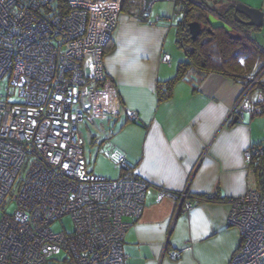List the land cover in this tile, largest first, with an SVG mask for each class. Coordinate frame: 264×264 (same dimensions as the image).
Segmentation results:
<instances>
[{
    "label": "built area",
    "instance_id": "obj_1",
    "mask_svg": "<svg viewBox=\"0 0 264 264\" xmlns=\"http://www.w3.org/2000/svg\"><path fill=\"white\" fill-rule=\"evenodd\" d=\"M54 1L0 0V84L8 77L21 99L0 97V208L15 202L0 220V264H128L125 235L151 183L131 170L115 179L91 171L78 128L84 99L93 114L121 111L104 65L121 0H66L67 12L50 11ZM263 75L264 66L249 76L235 104L241 118L264 115ZM259 153L261 144L244 156L250 162ZM112 156L128 167L122 153ZM164 195L187 196L161 189ZM230 203L227 223L240 243L229 264H264V191ZM66 215L73 230H53Z\"/></svg>",
    "mask_w": 264,
    "mask_h": 264
},
{
    "label": "crops",
    "instance_id": "obj_2",
    "mask_svg": "<svg viewBox=\"0 0 264 264\" xmlns=\"http://www.w3.org/2000/svg\"><path fill=\"white\" fill-rule=\"evenodd\" d=\"M219 1L213 9L231 6L229 13L236 20L234 1ZM241 1L264 16V0ZM154 7L155 2L147 11L148 21L120 13L113 48L104 54L120 104L118 115H125L129 123L101 142L100 156L108 165L102 164L100 173L112 179L127 173L116 165L115 151L125 156L132 172L151 183L143 213L131 220L125 235L128 264H229L240 243L239 230L227 223L230 200L250 189L264 191V159L259 170L244 156L247 148L264 142V115L246 112L235 119L245 80L219 73L199 84L180 80L172 97L159 102L158 80L175 76L181 60L171 48V40L177 43L178 22L159 10L152 18ZM242 25L247 37L250 30H258ZM128 111H135L138 119H129ZM161 189L187 196L161 197ZM225 197L228 200H221Z\"/></svg>",
    "mask_w": 264,
    "mask_h": 264
},
{
    "label": "trees",
    "instance_id": "obj_3",
    "mask_svg": "<svg viewBox=\"0 0 264 264\" xmlns=\"http://www.w3.org/2000/svg\"><path fill=\"white\" fill-rule=\"evenodd\" d=\"M175 12L179 10L182 14L181 20L177 23V43L186 53L185 60L178 64L177 73L167 80H158L157 95L159 102L172 97V91L176 83L183 79L193 80L198 84L209 74L219 73L234 80H245L244 87L251 74L256 73L264 66V52L256 43L247 37L245 27L232 20L233 15L229 13L230 7L225 11L215 10L224 20L235 26L232 32L224 28H215L209 31L207 7L212 8L208 0H173ZM70 7L66 0H55L50 11L67 12ZM120 13H126L143 21L149 20V12L142 6V0H121ZM179 13V12H178ZM161 19V18H160ZM158 18V20H160ZM198 21L203 29L196 38H192L189 31V23ZM244 28V29H243ZM242 33H245L242 34ZM113 48V37L106 43L104 54ZM243 60V62H242ZM260 87L264 89V75ZM263 153L254 155L250 163H255L261 170L263 167ZM257 158L255 162L254 159ZM123 173L130 170V167L121 168ZM176 193L174 191H171ZM206 200L218 199L217 195H203ZM221 200H228L226 197ZM230 200V199H229Z\"/></svg>",
    "mask_w": 264,
    "mask_h": 264
},
{
    "label": "rangeland",
    "instance_id": "obj_4",
    "mask_svg": "<svg viewBox=\"0 0 264 264\" xmlns=\"http://www.w3.org/2000/svg\"><path fill=\"white\" fill-rule=\"evenodd\" d=\"M232 1H234V4L238 1L242 2L241 0ZM208 2L216 9L218 8V5L221 4L219 0H208ZM158 10L160 11V13L168 14L170 17H172L171 20L175 23H177L182 18V14L179 10L177 11V13L175 12V4L172 0L156 1L155 7L152 8L151 12L152 18H155L156 12ZM249 33L250 34L248 35L252 39V41H256L259 45L264 47V26L258 30H250ZM171 41V48L173 49V51L177 52V55L179 56L178 62L180 60H185L186 53L184 49L181 48L178 43H176V38ZM172 58H174L173 55ZM9 93L13 94L9 96ZM0 97L3 99H9L11 102L21 101L20 97L18 96V89L10 85L8 77L4 78L0 84ZM82 103L84 108V119L79 122L78 128L80 134L85 140L84 153L86 156L88 167L93 169L97 175H102L100 173V171L103 169L102 164L107 166L108 162L101 158L103 156H100L99 149L100 145L102 144L101 142L106 141L108 136L111 133H114V131H116L119 126L122 127L129 122L123 114L121 116H103L93 114L90 107V101L88 99H84ZM116 169L113 168V171H116ZM116 177L117 176H115L114 178ZM19 182L20 179L18 183ZM14 209L15 202L12 201L11 198L7 199V203L5 204V206L3 208H0V220L5 212L12 213ZM63 228H66L69 231L73 230V221L71 216H63L60 220H57L52 224V229L55 231H61L63 230Z\"/></svg>",
    "mask_w": 264,
    "mask_h": 264
},
{
    "label": "water",
    "instance_id": "obj_5",
    "mask_svg": "<svg viewBox=\"0 0 264 264\" xmlns=\"http://www.w3.org/2000/svg\"><path fill=\"white\" fill-rule=\"evenodd\" d=\"M158 0H143L144 9L146 11L150 10L151 5ZM234 8V16L236 21L241 24L255 27L256 29H261L264 26V16L258 11V9L252 8L250 6L244 5L242 2L238 1L233 4ZM208 14V24L209 31L215 28H224L228 32H232L235 30V26L230 22L224 20L219 14L215 12L214 9L207 7ZM203 26L198 21H193L189 23V31L191 33L192 38H196L200 32L202 31ZM235 119H241V116L238 115Z\"/></svg>",
    "mask_w": 264,
    "mask_h": 264
}]
</instances>
